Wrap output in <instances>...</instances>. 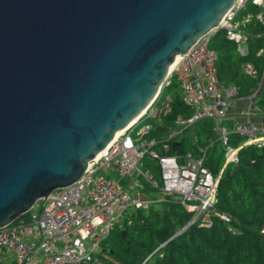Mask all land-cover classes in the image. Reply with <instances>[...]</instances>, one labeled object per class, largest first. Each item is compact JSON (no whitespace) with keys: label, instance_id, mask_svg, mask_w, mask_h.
Returning a JSON list of instances; mask_svg holds the SVG:
<instances>
[{"label":"water","instance_id":"water-1","mask_svg":"<svg viewBox=\"0 0 264 264\" xmlns=\"http://www.w3.org/2000/svg\"><path fill=\"white\" fill-rule=\"evenodd\" d=\"M234 1L0 0V227L78 178Z\"/></svg>","mask_w":264,"mask_h":264},{"label":"built area","instance_id":"built-area-1","mask_svg":"<svg viewBox=\"0 0 264 264\" xmlns=\"http://www.w3.org/2000/svg\"><path fill=\"white\" fill-rule=\"evenodd\" d=\"M248 4L255 5L257 10L239 15ZM251 20L262 26V32L248 31L247 23ZM218 28L235 44L236 51L244 54L247 42L264 34V0H235L218 25L170 67L163 84L168 83L169 76L175 77L180 100L190 108L189 116L177 115L165 137L146 136L151 124L136 127L137 122L158 119L169 109L168 96L160 98L158 91L78 178L37 199L38 206L34 208L35 201L23 218L0 227V263L105 264L98 247L112 227L119 224L125 211L145 209L158 200L130 192L122 182L123 177L136 176L155 185L141 167L143 156L154 160L159 168V200L166 197L177 200L191 213L187 224L199 222L208 226L211 216L229 222V216L215 208L219 173L226 163L236 162L239 146L263 143L264 125H257L247 117L234 122L231 129L218 122L226 117L231 101L238 97L236 84L220 83L216 76V53L208 41ZM246 72L254 71L248 66ZM203 118L215 120V131L223 148L224 160L216 175L203 165V149L197 156L190 152H170V141L179 128ZM232 131L245 137L236 147L228 142ZM111 172L116 176L112 177ZM229 230L233 231L232 227Z\"/></svg>","mask_w":264,"mask_h":264},{"label":"trees","instance_id":"trees-1","mask_svg":"<svg viewBox=\"0 0 264 264\" xmlns=\"http://www.w3.org/2000/svg\"><path fill=\"white\" fill-rule=\"evenodd\" d=\"M256 10L255 5L248 4L239 15ZM247 29L259 32L262 27L251 20ZM208 46L216 53V76L221 83L236 84L238 96L257 92L264 76V34L249 40L242 55L220 28L211 33ZM246 64H250L252 74L244 70ZM258 92L254 102L264 108V85ZM158 96H168V111L158 119H142L136 124V127L151 124L148 137H165L177 115L190 114V108L180 100L178 82L173 75L168 77L167 84L161 85ZM212 120L203 118L182 125L175 135L180 152L171 148L170 152H190L197 156L203 149V165L216 175L224 155ZM219 122L232 128L230 120L222 118ZM244 139L232 131L228 142L235 147ZM236 156V162L222 167L216 185L215 208L226 213L229 222L211 216L208 226L199 222L187 224L191 213L177 200L166 197L145 209L126 210L119 224L101 241L99 257L105 264H264V141L258 146L253 143L239 146ZM141 164L150 178L160 184L156 162L143 156ZM156 183L142 180L140 189L156 197Z\"/></svg>","mask_w":264,"mask_h":264},{"label":"crops","instance_id":"crops-1","mask_svg":"<svg viewBox=\"0 0 264 264\" xmlns=\"http://www.w3.org/2000/svg\"><path fill=\"white\" fill-rule=\"evenodd\" d=\"M259 32H262V30H260ZM244 49L246 50V46ZM248 66H250V64L245 65V69H244L245 71H246V67H248ZM263 77L264 76L261 77V80ZM260 85H261V83H259L257 91H259ZM252 95H255V94H250L247 96H238L237 98L233 99L230 103V108H229L228 114L223 119L230 120L232 122V124H234V122L244 120L247 117L257 125H264V108H262L258 104H256L254 102V100L250 99V97ZM212 121L214 122L213 128L215 130L216 123H215V120H212ZM218 122H219V120H218ZM179 130H180V128H179ZM179 130H178V132H179ZM172 141H178V138L174 137V139ZM198 150H199V148H198ZM141 167H142V164H141ZM145 171L148 172V170H145ZM142 180L143 179H141L139 177H132L129 181L124 183V181L122 179L124 185L128 188V190L130 192H138L142 196H146V197L152 198V199H158L157 201H159V199L161 198L159 191H158V195L156 197H152L140 189V188H142ZM151 180L155 182L154 179L151 178ZM159 182H160V179H159ZM156 184H158V182Z\"/></svg>","mask_w":264,"mask_h":264},{"label":"rangeland","instance_id":"rangeland-1","mask_svg":"<svg viewBox=\"0 0 264 264\" xmlns=\"http://www.w3.org/2000/svg\"><path fill=\"white\" fill-rule=\"evenodd\" d=\"M262 83H263V84H262ZM263 85H264V77L262 78V82H261L260 88H262ZM258 93H259V92L257 91V92L255 93V95H252V96L250 97V99H251V100H254V97H255ZM110 175H111L112 177H115V176H116L115 173H113V172H111ZM134 176H135V175H134ZM135 177H136V176H135ZM131 178H132V177H123L122 179H123L124 183H126V182L129 181ZM123 181H122V182H123ZM124 183H123V184H124ZM37 206H38V201H36V203L34 204V208H36ZM100 249H101V247L99 246V247H98V252L100 251Z\"/></svg>","mask_w":264,"mask_h":264},{"label":"bare ground","instance_id":"bare-ground-1","mask_svg":"<svg viewBox=\"0 0 264 264\" xmlns=\"http://www.w3.org/2000/svg\"><path fill=\"white\" fill-rule=\"evenodd\" d=\"M177 59H178V58H177ZM177 59H176V60H177ZM176 60H174L173 63H174ZM173 63L170 65V67L173 65ZM170 67H169V68H170ZM142 111H143V110H142ZM142 111H141V112H142ZM141 112H140V113H141ZM140 113H139V114H140ZM139 114H138V115H139ZM137 117H138V116H137ZM131 122H132V121H131ZM131 122H130V123H131ZM126 127H127V126H126ZM124 128H125V127H124ZM124 128H122L121 130H123ZM121 130L115 132L114 135H113V137H114L117 133H119ZM99 154H100V153H99ZM99 154H98V155H99ZM98 155H97V156H98ZM97 156H96V157H97Z\"/></svg>","mask_w":264,"mask_h":264}]
</instances>
